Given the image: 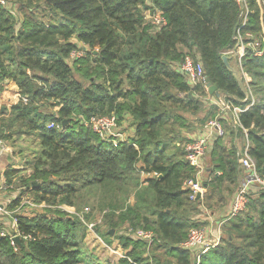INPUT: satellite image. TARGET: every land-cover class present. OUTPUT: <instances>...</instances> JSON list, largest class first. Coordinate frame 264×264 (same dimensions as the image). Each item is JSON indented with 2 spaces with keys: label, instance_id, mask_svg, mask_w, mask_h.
Listing matches in <instances>:
<instances>
[{
  "label": "trees",
  "instance_id": "trees-1",
  "mask_svg": "<svg viewBox=\"0 0 264 264\" xmlns=\"http://www.w3.org/2000/svg\"><path fill=\"white\" fill-rule=\"evenodd\" d=\"M26 1L41 2L59 17L50 16L47 23L34 11L22 13L21 4L14 11L0 6V90L12 81L28 97L0 120V140L31 134L40 144L32 172L21 178L24 193L9 205L17 206L27 190L40 203L75 207L80 190L96 185L109 195L104 211L110 229L153 233L151 243L121 236L130 250L119 264H264V188L250 193L246 209L223 223L218 245L206 252L182 247L190 229L200 226L195 217L201 204L223 207L240 172L237 149L217 138L205 181L210 194L192 200L183 187L195 175L185 159L189 139L183 130H195L207 119L193 125L182 112H200L208 94L204 83L191 85L181 72L186 56L200 58L205 77L227 102L241 108L253 103L240 113L234 131L239 136L247 130L248 152L264 179V36L257 0H248L244 27L235 0ZM157 10L166 21L160 29L146 15ZM239 29L245 44L259 39L258 48L248 47L241 61L251 78L247 91L222 59L236 49ZM78 50L83 55L72 58ZM210 110L213 116L219 111L216 105ZM111 115L120 126L135 129L117 146L89 124L93 117ZM140 170L153 176L141 182ZM17 173L7 169L8 185ZM129 180L135 187L132 205L119 194ZM55 214L17 215L18 233L12 234L0 222V264H80L74 229L82 218H66L59 209ZM16 236L20 244L13 242ZM147 249L151 254L144 257Z\"/></svg>",
  "mask_w": 264,
  "mask_h": 264
},
{
  "label": "rangeland",
  "instance_id": "rangeland-1",
  "mask_svg": "<svg viewBox=\"0 0 264 264\" xmlns=\"http://www.w3.org/2000/svg\"><path fill=\"white\" fill-rule=\"evenodd\" d=\"M14 5L18 8L21 4L23 5V12H30L34 11L36 12V17L39 20H43L48 23L50 16L54 18H58L59 16H52L48 9L44 6L41 2H35L32 3L31 6L27 4L26 0H13ZM264 1V0H262ZM46 8V10H45ZM21 13V14H22ZM263 36H264V30H263ZM252 37V36H251ZM259 40V39H258ZM254 40V45L252 46L253 49H257L259 46V41ZM264 40V39H263ZM72 42H77L75 37H72ZM258 42V43H257ZM258 51V50H257ZM260 52V51H258ZM73 55V54H72ZM229 63L231 67L238 71L240 73V64L242 63L238 62V56H235V59H232V62L229 60ZM241 75V74H240ZM242 76V75H241ZM251 80V78H250ZM11 82L9 81V84L6 82L3 84V90H0V120H5L7 117H9L10 114V108L11 104L15 102V92L9 88L11 86ZM88 84V83H87ZM247 91V85L245 82L241 83ZM19 91V90H18ZM20 94V93H19ZM223 99L225 98V95L221 92ZM256 100H259L258 97L255 98ZM20 100V99H19ZM17 100L16 102H19ZM204 100V107L203 109L196 113L192 114L190 112L183 111L184 115L193 122V125H195L198 120H202L206 117L207 120L218 118L220 119L222 113L219 111L214 114L211 112V107L213 104H211L208 100ZM2 110L3 114L2 115ZM48 112H55L56 108H46ZM206 120V121H207ZM233 119L230 117L228 118L226 124H223V126L226 129V135L222 138V141L225 145H227V142L231 137L234 138L235 131ZM197 125V124H196ZM201 126V125H199ZM198 126V127H199ZM196 127V126H195ZM121 128L124 130L123 132L129 136H133L134 132H130L129 130L132 129L135 131L133 127L129 125V123H126L124 125H121ZM183 134L189 138L191 137L192 132L194 130L188 129L183 130ZM234 131V132H233ZM237 132V131H236ZM123 133V137L125 134ZM189 133V134H188ZM122 138V135H121ZM232 138V139H233ZM239 140L238 142L241 144V147L245 143V139L243 135L238 136ZM235 139V138H234ZM7 145H9L11 151H13V157L17 156L20 159H24L27 161L26 163L27 168L24 170H18V175L13 178L12 184L8 185L6 196L10 197L11 204L14 200L18 199L24 189H26L23 182H21V178L27 177L32 172V161H34V158L37 156V154L40 152V144L39 140L31 134H14L11 138L7 140H3ZM211 151V146H209L207 151V158H206V164L205 168L211 167V159L209 157V153ZM9 156V155H8ZM7 156L6 163H10L12 159V156ZM140 167H143L142 163H139ZM206 174V172H205ZM137 176L141 179V182L147 179V177L153 176V174H147L145 172H138ZM204 181V180H203ZM206 181V180H205ZM128 185L123 186V190L120 194V200H124L127 198V203L134 204L135 203V192H134V181H128ZM40 185V183H39ZM24 193V192H23ZM210 194L208 190L206 191V194ZM79 195H82L81 199L77 200L76 206H68L66 204H58V205H51L47 203H40L36 200V196L32 192L25 191L24 196L20 200V203L15 206L11 207V204L6 206V209L4 212L0 211V222L3 224L4 232L5 233H15V224H16V216L17 215H24L29 218L39 217L42 215H46L48 217H56L55 211L57 209L62 210L66 214L67 217H71L72 219H75V216L78 215L80 218H82L81 224H78L76 228L74 229L75 233L78 235V241H79V247L82 252V259L80 264H119L120 259L123 257H126L127 252L130 250V247L128 249H125L122 241L120 239L121 236H128L133 239H137L135 237L136 231L138 230H131L128 229L127 226H121L117 229H110L109 225L105 222V211L104 209L108 208V197L107 193H105L103 190H101L98 186H92L88 187L86 189L80 190ZM4 200V199H3ZM3 202V201H2ZM210 201L204 202L203 205L206 204L205 207L210 205ZM200 214L203 213L202 210H199ZM205 221V220H204ZM207 222L200 223V226L205 227ZM93 224L94 226H90ZM199 226V227H200ZM17 229V228H16ZM112 231V233H111ZM110 232V233H109ZM111 242V243H109ZM143 249L137 250L138 252L142 251ZM158 252V251H157ZM151 252H149V249L146 250L145 253H143L144 257H147ZM166 258V257H165ZM168 259L172 260V258H166L165 261H169ZM137 264V263H134Z\"/></svg>",
  "mask_w": 264,
  "mask_h": 264
},
{
  "label": "built area",
  "instance_id": "built-area-1",
  "mask_svg": "<svg viewBox=\"0 0 264 264\" xmlns=\"http://www.w3.org/2000/svg\"><path fill=\"white\" fill-rule=\"evenodd\" d=\"M240 9V17H241V27H244L248 23V18L250 14V7L248 0H235ZM149 0V4H150ZM257 3L260 7V23L262 27V31L264 30V1L257 0ZM13 0H0V6L9 9L10 11H14L15 5ZM149 14L148 18L155 25V28L160 29L166 21L160 11H152L151 13L147 11ZM240 27V29H241ZM240 29L238 30V43L236 46V53L233 50L230 53H235L238 56V62L241 63L242 58L245 56L246 50L248 47L254 45L253 43H244V36L241 35ZM245 36L251 37L252 35L247 33ZM253 49V48H252ZM72 58L80 57L83 55L82 50H78L72 53ZM261 52L256 51V55H260ZM180 70L184 73L188 82L191 85H196L198 83H204L205 89L208 93V87L205 82V74L204 67L200 58L197 56V59H194L192 56L188 55L185 58V61L180 65ZM240 74L242 75V79L248 87V82L250 78L244 72L242 65L240 64ZM251 95L250 92L247 93ZM19 99L23 103L28 102V97L19 94ZM205 100H208L211 104L216 105L223 114H232L234 118V122L239 124V115L242 112H245L252 106V104L247 105L244 108L239 106H235L227 102L223 99L222 95L215 98L213 95L209 93L205 97ZM254 101V100H253ZM118 119L116 115L105 116V117H93L89 124L92 129L98 133L102 138L112 140L115 146L118 145L119 142H124L127 140V136L123 137V129L118 124ZM240 125V124H239ZM51 127L54 126V123L50 124ZM244 132L247 135V130L244 129ZM125 134V133H124ZM122 135V138H121ZM226 135V129L223 126L220 119H210L207 120L204 124H202L198 131L192 136L189 142L185 147V159L189 163V165L194 169L195 175L193 177L185 179L183 182L184 189L190 191V199H203L204 194L206 193V186L203 182V175L206 171V155L208 148L211 143L214 142L217 138H223ZM6 143L3 140H0V155H5L10 152V149L5 145ZM250 142H248L247 146L243 150L242 154L239 155V162L242 165L243 169L246 171V176L244 181L240 184L237 189L230 208V212L224 221L221 222V225L232 217L238 215L246 209L248 198L250 193L254 191H258L260 188H264V179H262L256 169V164L253 158L249 154ZM199 195V197H198ZM1 211V207H0ZM94 226L93 224L90 225ZM18 233V230L16 231ZM135 237L137 239H144L148 243L153 241V233L149 231L138 230L136 231ZM14 242V241H13ZM219 238L214 243L208 241L207 231L201 227H193L190 229L187 239L182 243V247L188 250H202V252H206L210 247H214L218 245Z\"/></svg>",
  "mask_w": 264,
  "mask_h": 264
},
{
  "label": "crops",
  "instance_id": "crops-1",
  "mask_svg": "<svg viewBox=\"0 0 264 264\" xmlns=\"http://www.w3.org/2000/svg\"><path fill=\"white\" fill-rule=\"evenodd\" d=\"M146 15H147V17L149 16L148 13H146ZM234 52L236 53V50ZM235 53H233V54L232 53H228V56L230 57V61L231 62H232V59H235V56H236ZM6 83L9 84V81H6ZM9 88L15 92L14 95H15V98H16L15 102H13L11 104V107H12L13 105H15L17 103L16 101L19 100V91H18L17 85L14 82H11V86H9ZM213 96L215 98H217V96H215V95H213ZM2 115H4L3 114V110H2ZM230 117L233 119L232 121H233V124H234V128L237 131V127H240V126H239V124H236L234 122V118H233L231 113L230 114H223L222 113V115L220 117V120H221V122L223 124H226L225 121H227L228 118L230 119ZM199 127L195 128L194 132H192L191 134H189V133L188 134L191 135V137L194 136V134L198 131ZM131 131L135 133V131L130 129L129 130V134H130ZM241 134L243 135V137L245 139V143L243 144L242 147H241V144L238 142L239 138H238V134L237 133L234 136L235 139L233 137H231L229 139V141L227 142V145H226L227 148L235 147L237 149L239 155L242 154V152L245 149V147L247 146L248 142H250L248 140L247 135H246V133L244 131ZM125 135L127 137H129V135H127V134H125ZM191 137H189L188 139L190 140ZM5 145L10 149L9 145H7V144H5ZM210 146L212 148L213 143H211ZM8 155L12 156V159H13V160L10 161V163H6L5 162V161H8L7 160L8 159L7 158ZM206 158H207V155H206ZM24 162L27 163L25 158L24 159H20L17 156L13 157V151H11V149H10L9 153H7L5 155H0V207H1V211H3V212L5 211L6 206L11 202L10 201V197L6 196V194H8L7 193L8 184H7L6 171H7V169L9 167H11L13 169H16V170H21V169L24 170L25 168H27L26 163H24ZM210 170H211V168L209 167V168H206V171H205L206 174L204 172V175H203L204 184H205V180H207L208 177H209V171ZM18 173H17V175H18ZM245 176H246V171L243 169L242 165L240 164V172H239V177H238V183H237V185L235 187V190H234L233 194L228 198L227 202L225 203V205H223V207L218 208V209H209V208L205 207L203 204H201L202 206L199 207L202 210L203 213L198 214L195 217V219H197L199 223L207 222L205 227H202V226H200V227L207 231L208 241L209 242L214 243L217 240V238H219V241H220V237H221V234H222L221 222L224 221L225 218L228 216V214L230 212L231 204H232V199H233L237 189L239 188L240 184L242 183V181H244ZM150 177H152V176H150ZM150 177H147V179L150 178ZM205 186H206V184H205ZM206 191H207V188H206ZM4 213H6V212H4ZM16 228L17 227H16V224H15V228H14L15 232L17 231Z\"/></svg>",
  "mask_w": 264,
  "mask_h": 264
},
{
  "label": "water",
  "instance_id": "water-1",
  "mask_svg": "<svg viewBox=\"0 0 264 264\" xmlns=\"http://www.w3.org/2000/svg\"><path fill=\"white\" fill-rule=\"evenodd\" d=\"M222 59H223L224 63L226 64V66H227V67L233 72V74L236 76V78L238 79L240 85L243 87V85L241 84V83H243L242 76L240 75V73H239L238 71L234 70V69L231 67V65H230V63H229L230 57L227 56V55H224V56L222 57ZM205 82H206V86L208 87V93H209L210 95H215V96H217V97H219V96L221 95V93L218 91L217 87H216L215 85H213V84L209 81L208 78H205ZM33 185H34V186H35V185H39V183L34 182ZM198 197H199V195H198ZM111 233H112V231H111ZM13 241L16 242V243H18V244H20L21 239H20L19 236H16V237H14Z\"/></svg>",
  "mask_w": 264,
  "mask_h": 264
}]
</instances>
